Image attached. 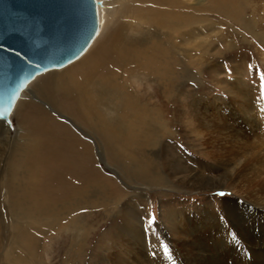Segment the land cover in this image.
<instances>
[{
	"label": "rangeland",
	"instance_id": "374dc122",
	"mask_svg": "<svg viewBox=\"0 0 264 264\" xmlns=\"http://www.w3.org/2000/svg\"><path fill=\"white\" fill-rule=\"evenodd\" d=\"M166 2L127 3L131 20L154 22L137 26L149 33L139 42L124 39L127 17L112 5L84 62L70 65L79 83L116 88L95 113L84 115L76 95L56 91L51 70L24 92L12 127L0 122V264H116L139 240L158 262L189 224L231 226L235 215L264 222L242 206L260 180H250V169L232 171L225 135L232 122L246 123L244 94L264 105V0ZM164 12L173 25L160 24ZM99 114L146 134L118 137L104 117L93 119Z\"/></svg>",
	"mask_w": 264,
	"mask_h": 264
},
{
	"label": "bare ground",
	"instance_id": "6f19581e",
	"mask_svg": "<svg viewBox=\"0 0 264 264\" xmlns=\"http://www.w3.org/2000/svg\"><path fill=\"white\" fill-rule=\"evenodd\" d=\"M100 1H101V5L98 8L99 9L98 32L100 28H103L107 25L106 24L107 21L109 22L111 15L114 14V13H111L110 11V9H112L110 7L113 5V7L115 6L114 7L115 10L118 9L117 11L120 14H122V16L127 17V19L123 20L122 25H121L123 29L125 30L124 39L139 42L140 37L142 39L144 38V36H148L149 33L146 29H144L145 27L142 28V27H137V26H144V24H149V23L153 24L154 22L152 21L151 17H146V18H144L143 16H141V18L136 17L141 22L139 21L134 22L133 20L130 19L132 17L131 16L132 13L129 10L130 8L128 7L129 4L127 3H130L133 0H100ZM163 1L166 2L169 0H163ZM119 9L121 10L119 11ZM158 20L160 24L168 23L170 25H173V23H175L177 19L172 20L170 12H167V13L164 12L162 13V16L160 15ZM158 23H156V25H158ZM96 36L94 37V39L96 38ZM147 39L148 38H146V40ZM151 39L152 37L149 40ZM93 40L90 43V45L94 42ZM90 45L84 51V53L78 58H76L74 61H72L71 63L67 64L66 66L62 68H59L60 70L52 69L56 71H53L54 73L51 72V74L48 73L49 75H47V76L52 77L51 82H52L53 88L56 91H59V92L66 91L69 94L72 93L76 95L77 97L76 100H77L79 109L82 110V113L86 116H89L92 113H95L96 109L99 108L100 106L101 100L108 101L109 99H111V93H114L116 91V88L114 86H108L105 83L101 82L100 80H94L91 83H86V82L79 83V81H77L73 75H70L68 73L69 71L67 70L70 69V65L74 64L76 66L79 64L80 61H83L82 58L88 51ZM50 71L51 70L46 71L44 73H47ZM44 73H41L35 76L28 83V85L21 92L18 100L16 101L13 111L15 110L21 98L24 96L25 94L24 92L31 91L32 86L35 85L36 82L38 81V80L37 81L35 80ZM31 83L33 84L30 86ZM236 90L239 91L240 88H236ZM88 94H91V96L89 97ZM243 96H244V100H243V104L241 105L242 107L241 109H242L243 117L246 120V123L244 122L245 124L239 123V124L234 125V122H232L229 125L231 129L229 128L230 130H228L227 134L225 133V135H227V137H229L230 139V140L228 139L230 141V146H229L230 151L229 152H230V156L232 159L230 160L231 161L230 163L231 164L233 163L232 165H234L235 167L233 168L232 171L234 173L239 172L240 174L242 171H244V169H250L251 170L249 174L250 180L252 179L260 180L258 181V186H256L254 189H252L249 192V198H250L248 199L249 202L246 201L247 204H243L242 206L246 210L251 211L258 218H261V221H263L264 219V107L263 106L264 105L261 104V102L254 104L253 103L254 98L249 94H244ZM106 109H107L106 112L113 110L111 106L107 107ZM53 111L57 116H59L66 122L70 121L66 116H63L60 113H56L55 110ZM98 117L96 116L93 119L95 121L100 122V120L103 119L102 117H104L105 120L104 122L102 120V122L113 134L118 135V137L121 135H124V136H129V137L134 138V137H140L141 135L146 134L145 129H142V128L137 129V127L136 126L134 127L133 124L128 125V124H124L123 122H119L114 118V116L109 117L103 114H99ZM0 122L4 123L1 120ZM214 123L216 124L215 121ZM220 124H221V127H227L226 123H224L223 121ZM241 124H244L245 128ZM4 126L8 127L9 125L4 123ZM9 127H12V124ZM102 127L104 126L102 125ZM231 131L232 133H230ZM207 134H210V133H207ZM226 142L227 141H225V143ZM98 150H97V154H100V151ZM210 156H213V155H210ZM230 181H232V179H230ZM237 187H239V185ZM235 216L230 218V222L232 221L231 226L230 225L225 226L224 224L220 222H217V223L216 222L215 223H207V222L202 223L201 222L202 224L200 225L199 229L195 227V224H194V227H191V225L189 224L188 226H186L185 229L181 228L182 231L178 230V232H180L181 235L185 236V240H183L182 242H175L176 247L174 245L173 247L172 246L170 247L169 245V247L167 248V252H165V250H162L161 252H163V254L165 253V255L168 257H166L165 255L161 256L162 253H160L159 256H161V258L158 257L159 259L158 262L153 259H150L148 255L143 254L144 250L142 247L144 245V242H143L144 240H139L135 248L133 250H129L128 251L129 254L127 256L123 254L120 257L121 259L120 262L118 263L116 262V264H141V263L148 264L149 262L150 264H159V263L167 264V263H170L169 261L170 258L175 261V264H185V261H184L185 259L189 261L188 262L189 264H229L230 262H232L231 264H258L259 262L260 263L264 262V233H263L264 232L263 231L264 222L259 224L258 226H254L253 219H248L246 221H243L241 219H237V217L235 218ZM221 227L228 229L229 231L218 232L219 229H221ZM230 231H233L235 233L230 232ZM223 244L225 247L222 249ZM178 246L181 248V250L179 252H176L175 249ZM162 249H164V246L162 247ZM232 251H236L237 253L234 254ZM164 256L166 257V259ZM228 258L230 259V261L227 260Z\"/></svg>",
	"mask_w": 264,
	"mask_h": 264
},
{
	"label": "water",
	"instance_id": "95a60500",
	"mask_svg": "<svg viewBox=\"0 0 264 264\" xmlns=\"http://www.w3.org/2000/svg\"><path fill=\"white\" fill-rule=\"evenodd\" d=\"M100 0H0V120L37 75L81 56L99 29Z\"/></svg>",
	"mask_w": 264,
	"mask_h": 264
},
{
	"label": "snow or ice",
	"instance_id": "6c2138e0",
	"mask_svg": "<svg viewBox=\"0 0 264 264\" xmlns=\"http://www.w3.org/2000/svg\"><path fill=\"white\" fill-rule=\"evenodd\" d=\"M249 67L251 68L252 66L249 65ZM259 80H260L259 88H260L261 96L264 97V72L260 73ZM221 195H223V193H221ZM154 219H155L154 217L148 219L146 229L151 228L152 224L154 223ZM164 250L165 252H167V246L164 247Z\"/></svg>",
	"mask_w": 264,
	"mask_h": 264
}]
</instances>
